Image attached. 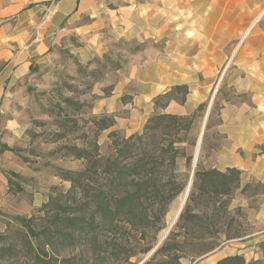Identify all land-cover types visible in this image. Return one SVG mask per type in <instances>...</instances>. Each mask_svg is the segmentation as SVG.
I'll return each mask as SVG.
<instances>
[{"label":"crops","instance_id":"crops-1","mask_svg":"<svg viewBox=\"0 0 264 264\" xmlns=\"http://www.w3.org/2000/svg\"><path fill=\"white\" fill-rule=\"evenodd\" d=\"M123 42L142 45L132 56L144 57L140 95L153 105L147 119L154 98L176 84L190 93L164 111L191 112L186 103L208 99L230 60L223 81L232 94L223 100L216 126L223 144L211 168L240 169L242 185L264 183V0H0V103L58 47L87 62ZM173 105L185 110L171 112ZM248 238L264 236L256 230L231 240ZM237 253L219 248L203 259L216 264Z\"/></svg>","mask_w":264,"mask_h":264},{"label":"trees","instance_id":"trees-1","mask_svg":"<svg viewBox=\"0 0 264 264\" xmlns=\"http://www.w3.org/2000/svg\"><path fill=\"white\" fill-rule=\"evenodd\" d=\"M118 46L114 45L110 53ZM140 49L142 45L127 43L130 54ZM80 68L86 77V89L104 77L99 69H89V65ZM189 93V85L183 83L156 96L155 112L141 133L125 136L112 130L109 137L113 152L108 156L101 155L97 142L92 148L67 146L65 155L84 159L85 167L59 170L58 175L69 181L70 187L66 193L51 194L42 205L41 214L13 217L19 227L12 236L0 234V240H6L0 244V256L23 252L24 264H136L130 259L148 254L157 244L156 233L163 228L168 205L184 188L175 172L177 158L184 155L178 144L187 137L197 114L206 108V102H202L187 114L164 111L172 101L184 105ZM65 101L77 112L85 106V102L70 97ZM69 123L64 125L68 127ZM113 125L111 122L100 128ZM1 150L14 148L1 144ZM11 175L17 176L14 172ZM253 182L242 185V171L236 167H198L188 203L176 225L188 231L186 236L180 240L179 234L170 231L144 264H183L188 245V251L200 257L219 249L223 242L244 236L229 204L237 190L245 192ZM199 200L204 201L205 207L195 211ZM17 237L18 245L13 240ZM10 238L13 239L9 243ZM75 250L79 252L64 254ZM216 264H264V255L263 259L248 260L237 253Z\"/></svg>","mask_w":264,"mask_h":264},{"label":"rangeland","instance_id":"rangeland-1","mask_svg":"<svg viewBox=\"0 0 264 264\" xmlns=\"http://www.w3.org/2000/svg\"><path fill=\"white\" fill-rule=\"evenodd\" d=\"M111 49L102 56L84 62L71 49L58 47L49 60L37 65L6 91L0 103V234L14 235L19 227L17 221L13 220L14 216L39 215L42 205L51 194L66 193L70 182L61 179L59 170H81L86 164L84 159L66 156L67 146L92 148L97 142L99 152L105 157L113 152L109 137L112 130H118L125 136L142 132L144 122L153 108L152 100L142 99L140 95L141 73L138 67L143 66L144 57L132 56L127 51L126 42L120 43L112 54ZM229 61L220 71L210 97L204 101L205 110L197 114L187 137L183 136L184 141L178 144L184 153L177 158L175 171L178 183L184 186L180 193L184 191L193 174L197 141L208 110L209 116L203 135L205 142L203 141L197 168L208 169L217 162V152L223 144V138L217 134L216 126L220 121L223 100H229L232 94L223 81ZM82 65H89V69H99L103 79L86 89V77L80 68ZM119 65L121 68H118ZM67 97L85 102V106L79 112L74 111L73 106L65 101ZM198 105L188 101L185 107L189 112ZM184 110L178 105L169 108L171 112ZM66 121L71 125L66 127ZM111 122L114 125L110 128H100ZM1 144L14 150L2 151ZM11 172L17 176L11 175ZM178 195L168 205L162 222L163 228L156 233L157 242L167 227V215ZM197 203L195 211L203 210L204 201L199 200ZM263 203L264 183L261 182H253L245 192L237 190L231 198L229 210L244 236H249L256 230L261 231L264 236V216L260 215ZM177 223L171 232L179 234L178 239L183 240L188 231L176 228ZM233 232L231 230V234ZM12 239L7 242H12ZM13 240L18 245V237ZM5 241L0 240V244ZM263 244L264 239L256 241L248 238L244 241L223 242L219 248L230 253L240 252L248 260L263 259ZM190 249L188 245L186 256L182 258L183 264L209 263L203 259L207 254L194 257L195 253L189 252ZM197 249L198 247L195 250ZM78 252L79 250H75L64 254ZM22 253L0 256V264H24L26 258ZM145 255L130 260L138 264ZM122 264L128 263L123 261Z\"/></svg>","mask_w":264,"mask_h":264},{"label":"bare ground","instance_id":"bare-ground-1","mask_svg":"<svg viewBox=\"0 0 264 264\" xmlns=\"http://www.w3.org/2000/svg\"><path fill=\"white\" fill-rule=\"evenodd\" d=\"M200 144H201V135L197 141V146H196V150H195V154H194V160H193V168L195 167L196 164V158L199 154V150H200ZM188 194H189V182L186 186V188L184 189V191L182 193H180L178 195V197L174 200L173 205L167 215V227L166 229L161 233L160 239H166L169 234L170 229L172 228V226L175 224V222L178 219V216L180 215V213L183 211L187 200H188Z\"/></svg>","mask_w":264,"mask_h":264},{"label":"water","instance_id":"water-1","mask_svg":"<svg viewBox=\"0 0 264 264\" xmlns=\"http://www.w3.org/2000/svg\"><path fill=\"white\" fill-rule=\"evenodd\" d=\"M208 116H209V110L207 111V114H206V116H205V121H204V125H203V128H202V132H201V144H200V150H199V154H198V156H197V158H196V164H195V167L193 168V174H192V176H191V179H190V181H189V194H188V197H189V195H190V193H191V190H192V186H193V181H194V171H195V169H196V167H197V165H198V163H199V161H200V158H201V154H202V144H203V135H204V131H205V128H206V123H207V120H208ZM182 213V212H181ZM181 213H180V215H181ZM180 215L178 216V219H177V221L179 220V218H180ZM177 221L175 222V224L177 223ZM174 224V225H175ZM174 225L172 226V228L170 229V231L173 229V227H174ZM170 231H169V233H170ZM168 233V234H169ZM167 237V236H166ZM163 241H164V239L162 240V239H159L158 240V242H157V244L155 245V247L148 253V254H146L142 259H141V261L138 263V264H144L152 255H153V253L161 246V244L163 243Z\"/></svg>","mask_w":264,"mask_h":264},{"label":"built area","instance_id":"built-area-1","mask_svg":"<svg viewBox=\"0 0 264 264\" xmlns=\"http://www.w3.org/2000/svg\"><path fill=\"white\" fill-rule=\"evenodd\" d=\"M53 8L52 6L48 8L47 12H46V16L50 15V13L52 12Z\"/></svg>","mask_w":264,"mask_h":264}]
</instances>
